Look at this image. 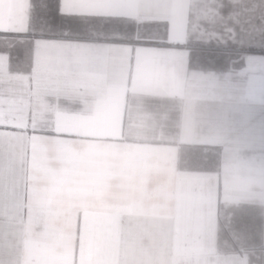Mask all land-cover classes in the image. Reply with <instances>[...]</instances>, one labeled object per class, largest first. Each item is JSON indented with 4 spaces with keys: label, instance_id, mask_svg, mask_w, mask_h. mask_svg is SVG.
<instances>
[{
    "label": "crops",
    "instance_id": "crops-1",
    "mask_svg": "<svg viewBox=\"0 0 264 264\" xmlns=\"http://www.w3.org/2000/svg\"><path fill=\"white\" fill-rule=\"evenodd\" d=\"M0 264H264V0H0Z\"/></svg>",
    "mask_w": 264,
    "mask_h": 264
}]
</instances>
